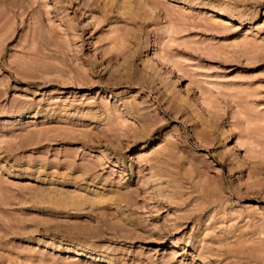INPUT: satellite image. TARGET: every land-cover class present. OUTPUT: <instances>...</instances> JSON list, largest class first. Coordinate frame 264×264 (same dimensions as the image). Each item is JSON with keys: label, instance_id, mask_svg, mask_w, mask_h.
Wrapping results in <instances>:
<instances>
[{"label": "rangeland", "instance_id": "1", "mask_svg": "<svg viewBox=\"0 0 264 264\" xmlns=\"http://www.w3.org/2000/svg\"><path fill=\"white\" fill-rule=\"evenodd\" d=\"M0 264H264V0H0Z\"/></svg>", "mask_w": 264, "mask_h": 264}]
</instances>
